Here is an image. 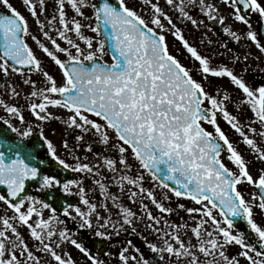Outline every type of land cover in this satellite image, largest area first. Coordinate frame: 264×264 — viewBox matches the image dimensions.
Wrapping results in <instances>:
<instances>
[{"label": "snow or ice", "instance_id": "1", "mask_svg": "<svg viewBox=\"0 0 264 264\" xmlns=\"http://www.w3.org/2000/svg\"><path fill=\"white\" fill-rule=\"evenodd\" d=\"M19 4L0 0V264H109L89 237L117 240L118 264H264V83L208 37L264 54V3Z\"/></svg>", "mask_w": 264, "mask_h": 264}, {"label": "flooded vegetation", "instance_id": "2", "mask_svg": "<svg viewBox=\"0 0 264 264\" xmlns=\"http://www.w3.org/2000/svg\"><path fill=\"white\" fill-rule=\"evenodd\" d=\"M221 10L226 15L229 11L226 8H222ZM249 15L251 16L252 29L254 31L258 32V35L261 38V42L264 43V22L260 21L258 14L250 13ZM229 25L232 26L230 23H229ZM215 28H216L215 35L213 33L208 34L209 35L208 37L214 41L213 47L216 48L217 50L223 52V49L220 48V43H219V41L222 38L223 42L227 43L229 48H231L233 50V52L238 53L240 55H244L245 53H248L250 55V59L247 62L248 71L246 73V78L250 79L252 82H254L256 84L264 83V72H261V69H264V59L259 58V60H257L255 58L257 56L259 57V51L254 49L255 46L251 45L250 42H248L247 40H242L239 44H236L234 42H230L227 37H223V34L220 32V26L219 25H216ZM237 28L240 29L241 31L245 30V26L242 24H239V26ZM188 29L190 30L191 27L189 26ZM185 35L188 36L194 43H196L195 42V39H196L195 36L197 35L196 33L194 34V32L193 33L185 32ZM202 50H204V49H202ZM236 67H237V71H239L240 68L243 67V65L238 64ZM69 223H71V222H69ZM71 226H72V229L74 231H79L78 229L75 228V226L72 223H71ZM108 244L109 245H108L107 253L110 252L109 241H108ZM107 257H108V261H110V256L107 255Z\"/></svg>", "mask_w": 264, "mask_h": 264}, {"label": "rangeland", "instance_id": "3", "mask_svg": "<svg viewBox=\"0 0 264 264\" xmlns=\"http://www.w3.org/2000/svg\"><path fill=\"white\" fill-rule=\"evenodd\" d=\"M12 2L14 3L15 6H17L19 8V10L22 13H24L26 16L28 15L27 12L24 10V8L20 7L19 0H12ZM261 2L264 3V0H261ZM227 23L228 24L230 23L232 25V27H234V28H237L239 26V24L233 23L231 20H229ZM185 32H191V33H193L194 31L192 29H190V30L187 29V30H185ZM194 34H195V32H194ZM196 34L197 35L195 36V38H196L195 39V42L198 44L199 43V39H200V34L199 33H196ZM169 40H171V37H169ZM254 49H256V48H254ZM259 58L264 59V54L259 53ZM106 59H108V57H106ZM16 80L18 81L19 78L17 77ZM0 84H3V80L2 79H0ZM0 98H5V97H0ZM19 102H20L21 105H23V103H24V101H23L22 98L20 99ZM3 115H4V113L2 111H0V116H3ZM13 123L15 124L16 122L13 121ZM224 127L227 130V126L225 125ZM53 129H55V132H56L55 135L52 134V130ZM44 131H45V135H47L50 139H52L54 142H56L57 144H59V142L61 140V136L63 135V126L62 125H60L58 122H55L54 121L51 124L47 125L45 127ZM36 132L38 133V130ZM232 138L235 139V136L233 135ZM69 139H70V137H69ZM240 150L245 153L246 158L251 159V157H248L247 152L245 151L243 145H240ZM69 162H71V161H69ZM259 166L260 165H254L253 166V174H255V168L256 167H259ZM112 191L115 192L116 189L113 188ZM247 191H248V193H251V191H253V189L249 188V189H247ZM123 202L125 204H127L128 206L133 207V210H136L135 206L129 204V202L126 199H124ZM181 215H183V213H181ZM256 218H257L258 221H260V215L259 214L257 215ZM172 219L175 220L176 217H173ZM69 227L72 228L71 223H69ZM109 243H110V252L113 254V255L110 256L109 264H118V261L115 258V253L117 252L118 248L120 247V244L115 239H113V241H111ZM113 245H115V246H113ZM69 251H71L75 257L79 258V253H77L74 249H71L70 248ZM242 264H243V262H242Z\"/></svg>", "mask_w": 264, "mask_h": 264}, {"label": "water", "instance_id": "4", "mask_svg": "<svg viewBox=\"0 0 264 264\" xmlns=\"http://www.w3.org/2000/svg\"><path fill=\"white\" fill-rule=\"evenodd\" d=\"M0 129L6 130V126H4L3 124H0ZM8 135H14V134L8 132ZM33 139L34 140L35 139H38V134L36 132L34 133ZM41 152H42V148H41ZM49 167L53 168L56 171H59V173H60V175H61L62 178H74V174L64 172L62 169H55V166L54 165H50ZM57 195H61V194L60 193H57ZM68 199L71 200L72 202H76V200H77V198H72V197H69ZM239 226L241 228L246 227L242 222L240 223ZM89 247L96 254L101 255L103 259L106 258L105 253H106V250H107V245H106L105 241H101V240L98 241V240H93L92 239L89 242ZM147 257L150 258V259H153V260H158V257H155L153 254H149Z\"/></svg>", "mask_w": 264, "mask_h": 264}]
</instances>
